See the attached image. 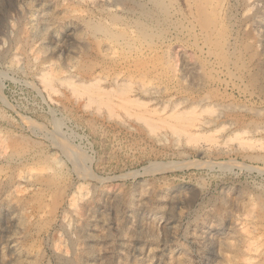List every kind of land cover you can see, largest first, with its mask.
<instances>
[{"label": "rangeland", "instance_id": "obj_1", "mask_svg": "<svg viewBox=\"0 0 264 264\" xmlns=\"http://www.w3.org/2000/svg\"><path fill=\"white\" fill-rule=\"evenodd\" d=\"M0 264H264V0H0Z\"/></svg>", "mask_w": 264, "mask_h": 264}, {"label": "bare ground", "instance_id": "obj_2", "mask_svg": "<svg viewBox=\"0 0 264 264\" xmlns=\"http://www.w3.org/2000/svg\"><path fill=\"white\" fill-rule=\"evenodd\" d=\"M188 129L190 130L189 127H188L186 130H188ZM189 130H188V131H189ZM190 131H191V130H190ZM186 132H187V131H186ZM187 133H188V132H187ZM189 133H190V132H189ZM75 153H76V152H75ZM77 154H78V153H77ZM78 162H79V161H78ZM80 162H81V161H80ZM83 169H84V168H83ZM154 221H155V219H154ZM207 226H208V224H207ZM205 230H206V229H205Z\"/></svg>", "mask_w": 264, "mask_h": 264}]
</instances>
